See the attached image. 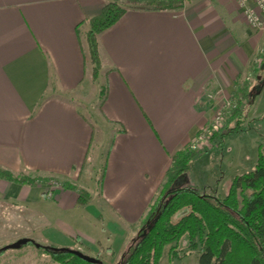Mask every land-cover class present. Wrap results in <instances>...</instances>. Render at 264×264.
<instances>
[{
  "label": "crops",
  "instance_id": "1",
  "mask_svg": "<svg viewBox=\"0 0 264 264\" xmlns=\"http://www.w3.org/2000/svg\"><path fill=\"white\" fill-rule=\"evenodd\" d=\"M106 1L0 0V167L67 181L90 194L80 205L72 189L0 179V204L18 212L9 223L36 225L34 240L42 244L54 227L66 239L60 247L119 256L132 238L125 227L146 216L172 156L209 122L214 104L207 94L233 93L263 49L264 33L248 25L234 0L130 9L98 36L101 69L93 82L85 33ZM93 85L106 88L94 122L84 114L89 105L72 96ZM251 106L237 134L250 129ZM219 156L217 148L196 163L216 164ZM255 162L212 179L228 186ZM210 180L203 175L213 187ZM87 221L99 226L98 237L73 227Z\"/></svg>",
  "mask_w": 264,
  "mask_h": 264
},
{
  "label": "trees",
  "instance_id": "2",
  "mask_svg": "<svg viewBox=\"0 0 264 264\" xmlns=\"http://www.w3.org/2000/svg\"><path fill=\"white\" fill-rule=\"evenodd\" d=\"M183 3V0H107L100 14L88 21L89 28L85 33L84 61L91 66L92 81L97 80L101 69L98 36L127 10L177 9ZM251 90L245 83L234 94L235 107L228 112L225 125L212 137L219 149L224 137L238 132L245 121L253 102ZM98 94L102 104L106 97L105 86L100 87ZM190 146L172 156L165 181L150 204L144 222L115 264H159L167 245L170 264L182 258L183 248L197 251L198 264H264V152L261 146L257 149L254 168L235 175L223 196L200 193L191 184L176 185L180 176L188 174L201 155ZM0 179L25 185L55 183L75 190L80 205L90 199L86 189L52 177L15 175L0 167ZM27 243L35 245L36 242L30 238ZM36 247L43 249L58 264H92L71 248L46 244ZM6 250L5 246L1 247L0 254Z\"/></svg>",
  "mask_w": 264,
  "mask_h": 264
},
{
  "label": "rangeland",
  "instance_id": "3",
  "mask_svg": "<svg viewBox=\"0 0 264 264\" xmlns=\"http://www.w3.org/2000/svg\"><path fill=\"white\" fill-rule=\"evenodd\" d=\"M253 29L256 32L264 33V26L262 29H255V28ZM238 79L239 80L236 85L237 87L233 90V93H231L227 97L218 98L219 96L216 97L213 93H210L211 95L213 94L212 95L213 97L208 99L211 100V104L212 103L214 104L212 105V107L213 106L214 107L211 118L209 122L199 130L201 138L200 139L197 138V140L195 139V141L193 142V146H190V148L192 151H195L196 154L201 153L199 157H201L202 155L204 156V154L207 155V153L209 154V152H212L213 150H216L218 148L215 144V141H213L212 139L213 134L217 129L222 128L225 125L226 116L228 112H230L235 107L236 104L235 100H233L232 98H234V94L245 83L248 84L250 90L252 89L251 97L255 99V100L253 99L254 103L251 106L252 107L251 110L254 118L253 120H251L250 129L245 133L237 134V132H235L224 137L223 145L219 149L220 158L216 164L211 161V163H207V164L205 163L207 166L203 167V164L196 163L199 160L198 157L197 160L192 164L190 170L188 171V174L186 175L184 174V177L180 176V178L177 180L176 182L177 186H185L189 184L192 180L195 183L194 187L197 189L198 192L223 196L228 186H226V184H221V183L216 185L217 180L212 179L213 173L223 172L225 177H229L232 174L237 173V171L249 170V168L247 169L246 167H249V165H251L252 163L254 164L255 162L254 159L256 157V150L258 149V145L260 142L264 143V47L260 52H258L257 56L253 60V66L251 67V70L246 73H243L242 76L241 77L239 76ZM97 89L99 90L100 87L97 85H93L88 87L86 91H83V93L76 92L72 94L76 103L82 105L84 104L89 105L87 112H85L84 114L87 115V117H89L91 121L93 119H96L95 116L99 115L98 113H99V104L101 97L98 94L99 91ZM215 116H219V118ZM242 125L243 127L245 126V124ZM242 125L239 131H241ZM256 141L258 142L256 143ZM96 143L97 140L94 139V145ZM260 146L262 151L264 152V145L262 144ZM93 150L94 148H92L91 152ZM103 162L104 160H102L100 162V165L98 166L99 172H97L98 174H97L96 185L99 183L100 177L102 175ZM196 175L199 177L200 181H197L198 178L196 177ZM203 175L204 178H207L208 180L211 179L210 181L213 182L212 183L213 187L211 185L207 186L203 184L202 182ZM50 184L53 185L52 183ZM54 185L56 184L54 183ZM77 187L81 188L79 186ZM11 214H13V216L15 217L12 218ZM17 215L18 212L16 211V209H10L7 208L6 204H0V248L6 245H10L20 238H24V236H22L23 233H30V232L32 233L33 231L34 234L30 235V238L34 240L38 237L40 232L37 226L34 224L26 226L21 224L9 223V221L12 222L11 218L15 220L14 218H16ZM144 220L145 217H143L140 225L136 227L133 226H130V228L125 227L126 233L129 231L130 234L129 236L132 237L131 240L134 238V236L136 237L137 231L139 230ZM89 221H87L86 224L76 223L75 225H73V227L77 231L83 233V235L86 234V235H90V237L93 236L98 237V234H100L99 226L95 223L96 226L93 227V225L90 224L92 222L89 223ZM110 232H112V230H110ZM114 236L116 238L117 234ZM44 237H46L44 240V244L54 245L57 247H60V243L61 242L63 243L66 240L60 235V233L54 227L50 229H46L44 232ZM34 241L39 244L43 243L42 241L41 243L36 240ZM65 247L68 248V246ZM168 249H169V245L164 247L159 264H170L167 256ZM120 253L121 254L119 256H117L118 254L117 255L115 254L116 256L113 255V253L110 254L108 253V251L106 252L103 251L99 255H89L85 253L83 254L91 257L99 258L102 260L103 264H110V263L115 264L119 262L123 252ZM180 255H182V258L179 260L175 259L172 262V264H198L197 251L190 250L188 248H183L180 252ZM109 260L111 261L108 262ZM0 264H58V263L55 262L52 259V257L48 253H46L43 249L36 247L32 243H25L21 245V247L19 248H9L3 253H1Z\"/></svg>",
  "mask_w": 264,
  "mask_h": 264
},
{
  "label": "built area",
  "instance_id": "4",
  "mask_svg": "<svg viewBox=\"0 0 264 264\" xmlns=\"http://www.w3.org/2000/svg\"><path fill=\"white\" fill-rule=\"evenodd\" d=\"M234 1L237 3L238 7L243 12L245 19L250 27L255 29L263 28L264 0H234ZM207 96L208 98H212L211 94H207ZM215 117L219 118V116H215ZM197 138L199 139L201 138L200 133L197 135L195 139L197 140ZM193 142L191 143V146H193Z\"/></svg>",
  "mask_w": 264,
  "mask_h": 264
},
{
  "label": "water",
  "instance_id": "5",
  "mask_svg": "<svg viewBox=\"0 0 264 264\" xmlns=\"http://www.w3.org/2000/svg\"><path fill=\"white\" fill-rule=\"evenodd\" d=\"M30 240V238L28 237H24V238H20L18 240H16L14 243L10 244V245H6L5 248L9 249V248H19L21 245L27 243L28 241ZM39 243H35V246H38ZM74 251H78V250H75ZM79 255L87 262H90L92 264H102V260L99 259V258H96V257H91V256H88V255H85L83 254L82 252L78 251Z\"/></svg>",
  "mask_w": 264,
  "mask_h": 264
}]
</instances>
